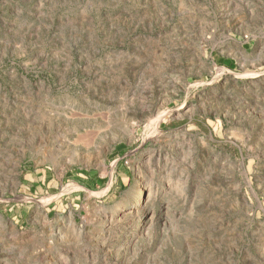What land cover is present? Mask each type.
Instances as JSON below:
<instances>
[{"label": "rangeland", "instance_id": "obj_1", "mask_svg": "<svg viewBox=\"0 0 264 264\" xmlns=\"http://www.w3.org/2000/svg\"><path fill=\"white\" fill-rule=\"evenodd\" d=\"M0 264H264V0H0Z\"/></svg>", "mask_w": 264, "mask_h": 264}, {"label": "bare ground", "instance_id": "obj_2", "mask_svg": "<svg viewBox=\"0 0 264 264\" xmlns=\"http://www.w3.org/2000/svg\"><path fill=\"white\" fill-rule=\"evenodd\" d=\"M151 194V193H150ZM144 203V202H143ZM139 204V203H138ZM144 205V204H143Z\"/></svg>", "mask_w": 264, "mask_h": 264}]
</instances>
